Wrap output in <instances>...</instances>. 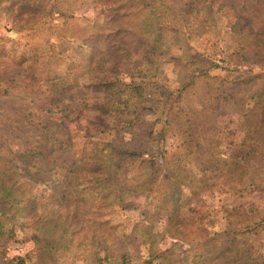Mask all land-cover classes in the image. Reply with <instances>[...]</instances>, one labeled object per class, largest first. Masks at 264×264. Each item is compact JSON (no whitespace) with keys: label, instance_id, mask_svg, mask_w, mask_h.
<instances>
[{"label":"rangeland","instance_id":"374dc122","mask_svg":"<svg viewBox=\"0 0 264 264\" xmlns=\"http://www.w3.org/2000/svg\"><path fill=\"white\" fill-rule=\"evenodd\" d=\"M154 1L134 25L140 36L130 40L139 64L132 73L150 63V77L123 79H151L145 85L150 97L141 104L150 109L140 121L141 141L158 156L161 178L180 176L191 211H174L162 196L148 193L145 177L135 182L123 173L104 184L105 196L73 194L60 207L47 192L41 209L53 224L37 223L33 202L6 198L0 189V264H169L197 246L186 262L193 264L205 244L216 253L228 242L227 232L241 228V252L249 251L250 264H264V0L148 2ZM107 3L45 0L43 8L53 5L67 16L44 14L32 23L17 17L16 4L0 3V145L14 152L9 157L25 161L39 145L36 129L45 124L66 128L79 150L99 147L95 142L112 133L131 137L122 121L139 101L129 87L120 84L108 95L76 78L59 84L46 76V68L64 71L74 64L72 71L85 74L84 81L92 77L79 63L88 59L98 32L109 35L122 25L110 23ZM145 37L152 39L148 45ZM56 57L62 59L58 67ZM151 98L168 99L165 110ZM149 132L159 145L144 137ZM255 222L260 224L253 231H244ZM106 224L113 227L108 236ZM177 226L186 229L182 237ZM124 246L125 261L103 260L105 248L116 255Z\"/></svg>","mask_w":264,"mask_h":264},{"label":"trees","instance_id":"16d2710c","mask_svg":"<svg viewBox=\"0 0 264 264\" xmlns=\"http://www.w3.org/2000/svg\"><path fill=\"white\" fill-rule=\"evenodd\" d=\"M2 1L0 0V3ZM9 1L17 5V17L26 16L24 19L26 23H32L44 14H52L54 16L58 13L60 18L64 15L67 16L63 10L55 11L56 9L53 5L48 10L43 8L45 0ZM148 1L107 0L110 23H121L122 25H119L111 33L108 31L109 35L104 32L97 33V41L90 54L87 55L88 59L85 63H79V66L87 68L88 74L92 76L86 81L83 80L86 77L85 74L72 71L73 68L77 67L74 64L66 65L64 71L62 69L54 70L53 67L46 68L47 79L54 80L59 84H67L68 80L72 78L75 80L76 78L77 82H83V87L104 90L108 95L118 89L120 84L129 87L131 95L139 101L135 110L131 111L130 116L122 121L123 124L127 123L130 126L127 127L131 130L129 131L131 134L129 139H122L112 133L111 137L106 141L95 142V145L99 143V147H90L89 145L79 150L76 149L77 144L69 137L66 128L45 124L40 129H36V134L39 136V145L26 152L27 158L24 159L25 161L21 159L22 155H19L18 158L16 155L9 157V153L14 152L9 147H5L3 144L0 145V178L2 179L0 189L5 193L6 198L9 195H13L11 198L19 203L33 202L31 203V209L34 211L32 218L37 223H54L52 216L48 215L49 219L46 220L44 215V203L48 201L47 192L51 199L54 197L57 200L60 207L63 206L65 199L73 194H76L77 198L80 199H83L84 194L87 193H92L94 198L95 196H105L106 193L104 194L102 189L104 184L106 185L112 181L111 178L113 179V176L122 173L126 174L130 181L134 180L135 182L145 177L148 193L154 195L157 200L162 196L164 205L172 204L174 211L184 207H188V210L191 211L190 201L192 199L184 191V184L178 178L180 176L166 174L162 178L167 180V183H159L160 179H162L159 168L161 163L158 156L151 150V146L141 141L143 138L140 132L144 129V124L141 125L140 121L144 116L143 114L146 111H150V109L141 104L148 101L150 97V95L146 94L148 89L145 85H148L151 79L147 81L146 78H142L141 81L132 80L130 83L124 82L123 79L126 76L135 74L150 77L145 73V70L150 68V63L147 68L140 67L138 73H132L133 70L138 68L136 66L139 64L137 60H134L136 51L130 41L140 36L134 26L136 22L143 20L146 8H151L155 4V1ZM47 6L49 5L47 4ZM77 27L79 28V26ZM78 30H82V28L80 27ZM76 34L79 35V31H76ZM143 39L148 45L151 37ZM155 41L154 49H157L158 40L155 39ZM147 45H145V48H148ZM52 57L53 55L49 58ZM53 60L57 62V67L62 62V59L57 57ZM34 66H38V64L36 63ZM217 66L213 65V67ZM32 70L34 72V68ZM39 71L37 72L39 73ZM160 94L169 98L164 92ZM151 100L154 104H163L158 105L157 108L163 107L165 110L168 99L163 102L161 100L157 101L155 98H151ZM121 127L126 128L124 125ZM153 135V132H149L144 137H147L153 143L157 142V145H159L160 141H156ZM160 136L162 138L163 132L160 133ZM160 155L161 157L163 156L162 154ZM14 160L22 162L23 165L15 164ZM41 173L49 175V178L37 177ZM130 174L133 175L130 176ZM194 194L196 195L197 192H194ZM259 224L258 222L249 223L244 228V231H253L254 227ZM112 230L113 227L109 226L108 230L106 228L104 231L106 232L104 235L108 236ZM176 230L180 231L177 236L182 237V232L186 229L185 227L177 226ZM242 230L241 228L228 231L227 233H230L228 242L223 243L216 253L212 252L213 247L209 245L210 242L208 245L205 244V247L200 249L202 252H198L193 257V264H197L202 258L204 259L201 263L206 262L205 264L217 258H221L219 264H250L249 251L245 250L242 253L240 249L244 243L239 239V234H241ZM8 232L10 235L14 233L12 229L8 230ZM232 232L234 235L231 234ZM105 249L104 261H108L109 258L114 260L117 257L120 260H126V255L123 253L125 246L116 255L110 248ZM194 249L187 251L181 260L175 259L169 264H186L190 253H193ZM148 264H152V261L148 262Z\"/></svg>","mask_w":264,"mask_h":264}]
</instances>
